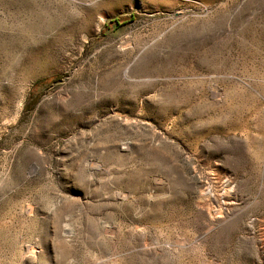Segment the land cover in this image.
<instances>
[{
    "label": "rangeland",
    "instance_id": "obj_1",
    "mask_svg": "<svg viewBox=\"0 0 264 264\" xmlns=\"http://www.w3.org/2000/svg\"><path fill=\"white\" fill-rule=\"evenodd\" d=\"M0 264H264V0H0Z\"/></svg>",
    "mask_w": 264,
    "mask_h": 264
},
{
    "label": "bare ground",
    "instance_id": "obj_2",
    "mask_svg": "<svg viewBox=\"0 0 264 264\" xmlns=\"http://www.w3.org/2000/svg\"><path fill=\"white\" fill-rule=\"evenodd\" d=\"M59 5V4H58ZM60 7V6H59ZM75 12V11H74ZM66 14V13H65ZM98 16V15H97ZM68 18H69V16H68ZM97 25V24H96ZM207 229V228H206ZM28 247H30V246H28ZM31 250V249H30ZM30 252V251H29ZM31 253V252H30ZM40 255V254H39ZM42 256V255H41ZM40 257V256H39ZM43 257V256H42ZM44 258V257H43ZM42 259V258H41ZM46 259V258H45ZM41 261H43V260H41Z\"/></svg>",
    "mask_w": 264,
    "mask_h": 264
}]
</instances>
